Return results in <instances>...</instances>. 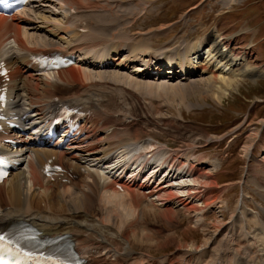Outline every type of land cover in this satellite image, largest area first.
I'll use <instances>...</instances> for the list:
<instances>
[{
	"label": "bare ground",
	"instance_id": "6f19581e",
	"mask_svg": "<svg viewBox=\"0 0 264 264\" xmlns=\"http://www.w3.org/2000/svg\"><path fill=\"white\" fill-rule=\"evenodd\" d=\"M238 1L241 0H231L232 3ZM86 3L90 5L88 0H86ZM42 4L47 5L43 6ZM51 4L59 6V9L63 11V19L51 18L52 15L60 16L61 12H52L42 8ZM73 11L76 13L73 14ZM83 11H85V7L81 0H35L23 11L11 18L0 16V60L5 61L11 70V82L9 84L11 103L8 108L10 113L15 117H25V121H30L31 123H44L50 120L62 104L70 105L74 109L82 110L85 113L82 136L73 144L68 145L65 150L55 151L39 147L29 148V138H17L20 145L18 153L25 161V165L12 173L0 185V232H4L13 224L27 223L42 237L66 236L68 240L76 244V248L85 264H264V210L259 209L258 206V214L252 215L254 213L250 214L243 210L238 212L241 214L240 217L239 214L236 216L244 220L242 223L245 226H242V228H248V230L244 231L243 240L246 241H243L242 244L245 245L244 250L241 249L240 244L238 245L241 248L230 241L239 239V235L234 236L231 234L233 236H229L230 234L228 235L225 232L224 237L226 238V235L228 237L225 244L228 248L224 253L205 256V253L209 254V252L204 250L205 253L203 251L200 253V248L197 244L187 246L179 243L175 244L176 252L162 255L159 257L160 259H156L157 255L153 254V251L160 252L164 249L165 242L163 245L159 243L151 245L152 236L150 237L149 235H146V242L141 241V238L139 240L135 233L136 230H130L133 227L132 224L130 227L127 226L128 229L123 227L120 231H118L119 229L116 230L117 228L115 229L114 225H111L107 231L103 229L104 218L109 216H111V219L107 220V222L112 220L111 223L116 224L115 220H120L121 226L128 225L131 220L128 223L125 220L123 221L114 207L112 208L117 213L104 214L105 208L107 209L109 205L104 208L101 199L98 198L100 197L99 194L96 198L92 195L84 194L83 197L80 196L78 203L68 204L67 210L62 209L63 206L53 201L49 180L45 179L42 172L44 166L53 159L64 167L68 175L71 176V173H75L84 176L82 178L86 177V179L90 178L91 180V184L86 179L82 180L81 183L85 185L89 183L91 187L100 185L103 190L114 191L115 194L113 195L115 197L116 192H118L115 188V181L105 176L111 168L106 167V171L101 173L100 169L87 167L85 164L94 162L99 166H104L113 163L119 167L132 168V171L128 173L130 175L129 182L121 183L123 191H126L125 194L134 195V197L138 196V198H142L144 202L146 201L151 205L143 207L141 213L139 212L141 214L140 217L151 220L156 213L164 216L169 214L174 217L178 211H181L189 218L191 217L190 215H196L202 221L205 218L204 215H207L205 213H208L212 208L214 209L215 206L214 203L211 206H205V203L213 199L216 196V190L219 189L216 187L215 191H213L212 188L218 185L217 181H215L216 176L212 173L203 172V168L200 170V167L207 162L204 161L203 157H199L197 160L199 167H194V163V166H192L190 161L185 164L182 161L184 156L180 155V153L169 151L162 145L156 147V142H145L151 136L141 137L142 133L139 131L134 134L129 132V127L134 125L138 119H131V108L128 109V99L121 96L123 94H118L117 91H124L123 88H119L118 84L125 80L130 88L136 90L142 96L147 92L144 89H150L151 91L166 90L163 85L165 82H160L161 78H153L157 83L149 85V82L146 85L143 84L145 82H136L135 80L133 82V79L130 80V78L123 77L119 73L120 71L108 72L107 81L103 82L104 84L101 82L103 85L99 83L101 86L97 88H103V90H91V87V89L89 88L90 90L87 89L88 91H75L76 86L83 89L86 84L85 81L84 86L81 83L82 79H84L83 77L88 74L86 73V68L85 70L83 69L82 62L84 60H92L93 52L95 53L98 45L100 46L97 43L102 40H99V35L94 32L86 33L87 35H83L81 32V29L84 28L80 22L79 14H84ZM90 24L92 28L96 27V24L91 22ZM97 29H99L98 24ZM30 31L45 33L46 36L41 35L42 37H40V35L37 36L35 33L30 35ZM217 33L218 31L215 29V32L209 37L176 48V50H172L168 54L165 53L163 59L159 55L155 56L153 52L146 51L144 47L142 48L143 45L137 47L139 45L137 44L125 45L123 48L119 46L115 47V49L111 48L113 50H110V54L100 53L98 56L95 55L96 59L100 60L90 63L95 65L98 62L105 64L106 61H113L112 66L104 65L100 68L132 69L131 74L140 79H150L148 75L150 68L154 67V65L156 67L160 64L170 66L175 63L176 67H174L173 73L168 72L169 67H167L168 70L165 72L170 74H168L170 80H187V78L199 75L203 77L199 83L191 82L188 85L194 88H207L208 94L218 104L223 105L227 95L233 92L232 90L240 92L237 85L241 80L246 77L253 79L264 77V72L259 73L257 68L248 65L246 55L238 56L228 46L230 45L229 40L231 39L232 41V38L228 40L229 44L225 45L222 44L224 38L221 39ZM104 42L105 40L101 43ZM106 44L107 42L104 43L105 47L107 46ZM145 46L148 47L147 45ZM99 49L102 50V48ZM122 49H127L125 55ZM52 52H61L63 54L80 53V59L77 65L67 70L58 73H43L38 70V65L34 64L32 57ZM159 72H162V70H159ZM144 73H146V76H144ZM96 74L98 75V72ZM101 74L102 77L106 76L104 72H101ZM178 75L180 77L186 76L178 78ZM88 78L87 76L85 79ZM109 84L116 86L120 90L108 89ZM170 88L172 89L169 91H181L177 86H170ZM150 90L148 91L150 92ZM59 91H61L60 95L57 94ZM155 127L156 122L154 129H157ZM151 138L158 141L153 137ZM249 146V151H246L247 157L250 160L256 159L257 156L254 154L255 144ZM262 149L264 152V146H262ZM193 155L192 152L188 154L190 157H193ZM259 173L263 175L264 171ZM253 174L251 175L253 176ZM208 178L212 179L210 183L203 181V179ZM252 178H248L249 181L247 182L250 183ZM96 180L99 185L95 184ZM174 181L177 182L173 183ZM63 185L66 186V184ZM255 185L256 187L253 185L256 189L255 191L259 193L262 184L255 182ZM72 186H74V189L77 188L81 194V188H78L77 184L74 183ZM94 189L97 192V188ZM262 191L264 192V189ZM106 192L102 193L106 195ZM102 193L101 196L103 195ZM257 195L264 201V193L260 192ZM113 197L111 193L110 199L109 197L108 199L113 200ZM56 198V200L59 199L58 197ZM115 215L118 217L112 219V216ZM259 215L260 219L258 220ZM130 216L128 219H132L134 215L131 218ZM251 217H253V220L250 219ZM168 221L172 222L170 219ZM252 223L257 226L253 234H251ZM203 224V222L200 223V227H203ZM232 226L230 229L237 234V229L234 225ZM223 229L225 228L223 227ZM241 233L243 232L241 231Z\"/></svg>",
	"mask_w": 264,
	"mask_h": 264
},
{
	"label": "rangeland",
	"instance_id": "374dc122",
	"mask_svg": "<svg viewBox=\"0 0 264 264\" xmlns=\"http://www.w3.org/2000/svg\"><path fill=\"white\" fill-rule=\"evenodd\" d=\"M81 1L85 7L84 14H79L81 18L80 22L84 23L85 27L82 30L83 35L94 32L96 35H99V40L102 39L101 42L104 40V43L107 42L106 47L104 43H97L102 47L98 45L95 53L93 52L96 56L100 53H106L108 55L117 46L123 48L125 45L139 44L137 47L143 45L142 48L144 47L146 51L153 52L155 56L159 55L163 59L165 53L168 54V52L176 50V48L209 37L216 29L218 31L217 35L221 39L224 38L222 44L228 45L230 41V45L228 46L238 56L246 55L248 65L257 68L259 73L264 72V0H241L234 3L231 0H88L90 5L86 3V0ZM42 5L46 6L47 4ZM42 8L52 12H61L60 16L52 15L51 18L53 19L60 20V18H64L63 11L55 4ZM90 22L96 24V27L92 28ZM97 24L100 30H96ZM33 33L35 35L37 34V36L40 35V37L46 36L45 33L30 31V35H34ZM230 38H232V41ZM108 42L112 43L108 44ZM99 48H102V50ZM147 48L150 49L147 50ZM122 51H124L125 55L127 49H122ZM77 55L79 57V54ZM94 60L95 57L92 58L91 62ZM85 68L87 71L85 72L88 73L87 76L89 78L85 79L87 76L83 77L84 79H82L81 83L84 86L85 81L84 88L82 89L75 85V91L80 90L83 92V90L86 91L89 88L91 89V87V90H103V88H97L103 85V82L107 81L108 72L118 71H120L119 73L123 77L130 78V80L133 79V82L134 80L136 82H145L143 84L146 85L149 82V85L157 83L152 78L140 79L139 77L133 76L131 74L132 69H96L92 64L83 65L84 70ZM97 72L98 75L96 74ZM101 72H104L106 76L102 77ZM201 78L203 79V77L196 75L192 78H187V80L180 79V81L178 79L175 81L167 78L161 79L160 82H165L163 85L166 90L151 91L150 89H144L147 92L142 96L136 90L130 88L125 80L118 84L119 88H123L124 91L112 84H109L107 88L116 91L119 89L120 91H117L118 94H123L121 96L128 99V109L131 108V119H138L134 125L129 127L130 129L128 128L130 133L134 134L136 131H139L142 133L140 135L141 137L149 135L157 139L158 141H155L150 137L145 142H156V147L162 145L169 151L180 153V155L184 156L182 161L185 164L190 161L192 166L195 164L194 167H199V163H197L199 157H203L204 161H207L206 163L208 164L205 163L202 165L200 170L203 168V172L212 173L216 176L215 181H217L218 185L212 188L213 191H215L216 187L219 189L215 192L216 196L205 203V206H211L212 203L215 206L213 205L214 209H210L211 212L205 213L207 215H204L205 218L202 221L196 215H190L191 217L189 218L181 211H178L174 217L169 214H165L164 216L158 213L155 214L156 216L154 215L152 220L140 217L142 208L151 206L148 202H144L142 198L140 199L138 196L134 197V195L131 196L124 192L117 193L115 197L113 195L115 194L114 192L103 190L97 180L95 184L99 186L96 187L93 184L94 186L91 187L90 178H82L75 174H73L74 177L71 180L78 185V188H81V194L77 188L74 189V186H70V184H66L69 185L67 187H62L58 182L50 183L49 188L53 201L55 203L58 202L63 206L62 209L67 210L68 204L78 203L84 194L92 195L95 198L99 194L100 197L98 198L101 199L104 208L106 205H109L107 209L105 208L104 214L111 215L118 211L123 221L125 220L128 223L131 220L128 225L121 226L120 220H115L116 224H112V220L107 222V220L111 219V216H109L104 218L103 229L107 231L111 225H114V228L120 231L123 227L124 229H128L127 226L130 227L132 224L134 228L131 227L130 230H136L135 233L139 240L141 238V241L146 242V235H149L150 237L152 236L150 240L151 245L158 243L163 245L165 242L166 248L164 247L160 252L153 251V254L157 255L156 259H160L159 257L162 255H169L176 252L175 244L179 243L187 246L197 244L200 248V253L202 251L204 252V250L209 252V254L204 252L205 256L224 253L228 248L225 244L228 237L227 235L226 238L224 237L226 233L228 235L230 234L229 236L239 235V239L230 241L237 244L239 248L242 247L241 249L244 250L245 245H242L243 241H245L243 240L245 235L244 231L248 230V228L245 229V227L243 229L242 226L245 225L242 222L244 220L236 216L239 214L238 212L243 210H246L250 214L254 213L252 215H255V213L258 214L259 209L264 210V201L257 195L260 192L262 194L264 193L262 191L264 189V173H262L263 175L259 173L264 171V152L262 149V146H264V77L257 79L246 77L244 80H241L237 85L240 92L238 90H232L233 92L227 95L223 105L218 104L208 94L207 88H194L188 85L191 82L199 83L202 80ZM96 81L97 83H95ZM170 86H177L181 91H169L172 89ZM60 93L61 91L57 92L58 95ZM154 121L156 122L157 129H154ZM251 144H255L256 146L254 154L257 157L253 160H250L246 154ZM191 152L194 154L193 157L188 156ZM94 164L93 162L85 165L94 169H100L102 173L104 172L101 167H97ZM251 177L253 178L250 183L255 187V182L262 184L259 193L255 191L256 189L252 184L247 182L249 181L248 178ZM85 179L87 181L89 180L90 184L85 185L81 183ZM203 181L210 183L212 179H203ZM176 182L174 181L173 183ZM78 183L81 184L79 185ZM94 188H97L98 193ZM68 190L71 191L69 192ZM102 192H106L105 194L108 196ZM68 193L69 195H67ZM101 193L104 196H101ZM111 193L112 197L114 196L113 200H111L117 202L112 203L109 200ZM56 197L59 199L56 200ZM95 198L93 199L95 200ZM120 199L121 201H119ZM103 200L108 201L105 202ZM109 207H114L117 211L114 208L111 211L112 209ZM128 215L134 216L132 219H128ZM118 216H112V219ZM240 216L241 214H239ZM168 219L172 222L168 221ZM250 219L253 220V217ZM259 219L260 215L258 217ZM202 222L204 226L200 227V223ZM107 224L109 225L107 226ZM232 225L237 229V234L230 229L233 227ZM255 229H257V226L252 223L251 234L254 233ZM137 257L139 256L137 255Z\"/></svg>",
	"mask_w": 264,
	"mask_h": 264
},
{
	"label": "snow or ice",
	"instance_id": "6c2138e0",
	"mask_svg": "<svg viewBox=\"0 0 264 264\" xmlns=\"http://www.w3.org/2000/svg\"><path fill=\"white\" fill-rule=\"evenodd\" d=\"M5 242V237L4 236H0V244Z\"/></svg>",
	"mask_w": 264,
	"mask_h": 264
}]
</instances>
